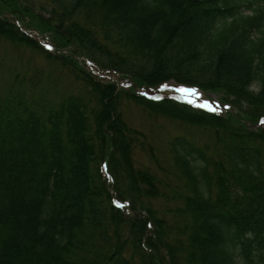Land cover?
Masks as SVG:
<instances>
[{"label":"trees","instance_id":"1","mask_svg":"<svg viewBox=\"0 0 264 264\" xmlns=\"http://www.w3.org/2000/svg\"><path fill=\"white\" fill-rule=\"evenodd\" d=\"M0 43V264H264V0H0Z\"/></svg>","mask_w":264,"mask_h":264},{"label":"rangeland","instance_id":"2","mask_svg":"<svg viewBox=\"0 0 264 264\" xmlns=\"http://www.w3.org/2000/svg\"><path fill=\"white\" fill-rule=\"evenodd\" d=\"M34 11L40 10L37 8V6H34ZM43 15L45 16L46 13H43ZM252 35L256 36V32H252ZM28 54L30 53H26V55ZM16 55L17 53L14 52V54L12 55L13 59L16 57ZM8 56L10 58V54H8ZM35 58L38 62H43L41 58ZM104 77L109 78L110 76L105 75ZM180 88L187 89L193 96V98H196L199 101H209V99L216 100L219 97L216 92H207L200 87L197 88L192 86H179L174 80H168L165 83V87L158 91H155L154 95L166 96L171 94L179 96L178 91H180ZM123 115L130 126L141 130L145 134L148 141H150L154 146L163 150L167 149L169 141L176 135H183L187 138H192L198 143L206 141L209 138L208 130L189 123H183L177 120H170L160 116H155L148 113L142 107L136 105L132 101H124ZM135 160L136 165L142 168L151 165V162L147 158V156L139 150L135 151Z\"/></svg>","mask_w":264,"mask_h":264},{"label":"snow or ice","instance_id":"3","mask_svg":"<svg viewBox=\"0 0 264 264\" xmlns=\"http://www.w3.org/2000/svg\"><path fill=\"white\" fill-rule=\"evenodd\" d=\"M181 91H183V89H181Z\"/></svg>","mask_w":264,"mask_h":264}]
</instances>
